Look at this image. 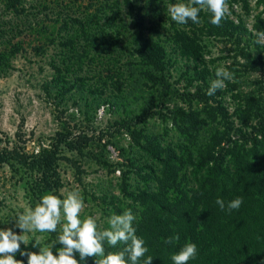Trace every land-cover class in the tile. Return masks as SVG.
<instances>
[{
  "label": "trees",
  "instance_id": "obj_1",
  "mask_svg": "<svg viewBox=\"0 0 264 264\" xmlns=\"http://www.w3.org/2000/svg\"><path fill=\"white\" fill-rule=\"evenodd\" d=\"M175 3L181 0H102L94 11L43 25L30 16L31 2L0 0V76L13 68L14 57L23 50L16 39L30 28L44 38L37 52H45L49 44L55 48L53 71L44 85L49 96L57 104L71 101L87 119L100 107L116 112V133L122 130L129 136L128 148L107 139L95 154L86 150L91 143L85 133L73 136L65 127L50 143L30 152L0 144V168L7 166L23 181L34 208L45 194L59 196V162L72 161L63 150L114 165L112 172H120L118 193L106 188L99 199L117 215L130 209L136 217L133 227L148 249L138 264L148 256L152 264H173L171 256L186 243L197 247L188 264H264V139H257L264 136V90L261 81L255 89L242 90L235 73L240 65L264 75V46L254 42L255 33L264 31V10L248 27L250 1L227 0L230 15L219 26L210 23L211 13L205 10L199 13L200 23L180 25L167 13ZM41 4L47 8L45 0ZM209 38L233 46L228 68L237 78L226 80L212 96L206 94L216 79V69L205 57ZM237 56L244 62L238 63ZM179 59L184 69L172 81ZM181 78L189 90L178 92V103L171 90ZM151 118L160 120V131L150 128ZM108 145L119 151L121 160L109 162ZM218 198L226 206L236 198L243 203L229 212L215 203ZM59 234V225L57 232L45 233L54 255L61 247H52ZM176 235L179 240L169 243ZM104 247L107 254L124 245L111 248L105 242ZM75 258L79 264H95L94 257L80 261L76 253ZM15 259L27 264L19 252Z\"/></svg>",
  "mask_w": 264,
  "mask_h": 264
},
{
  "label": "rangeland",
  "instance_id": "obj_2",
  "mask_svg": "<svg viewBox=\"0 0 264 264\" xmlns=\"http://www.w3.org/2000/svg\"><path fill=\"white\" fill-rule=\"evenodd\" d=\"M34 5L30 16L33 21H39L40 24L50 25L55 19H64V17H78L85 12L94 11L102 0H45L47 8L41 7L43 0H26ZM251 5L250 15L246 16L248 27L252 26L254 15L264 10V3L257 4L256 0H249ZM181 3H188V0H181ZM236 12H242L240 5H234ZM123 11V10H122ZM168 13V12H167ZM234 15V14H233ZM264 17V13H263ZM129 17L127 18V20ZM60 23V22H59ZM35 25V24H33ZM57 25H59L57 23ZM16 40L22 41L23 50L13 59V68L7 75L0 76V139L1 145H18L25 151L37 150L39 144H48L52 141L57 131L67 128L73 136L79 133H85L90 138L91 145L86 148L97 154L101 144L107 139H112L120 146L128 148L129 136L127 133L119 131L116 133L117 124L115 120L119 119L116 112H108L103 107L97 111V115L87 119L77 110L75 106L68 102V105L57 104L54 98H51L45 91V80L50 79L52 67L50 60L55 53L54 45L49 44L45 52L36 51V47L44 43V38L31 30L25 29ZM207 44L206 59L211 69L223 67L231 72L228 65L233 61L235 51L233 46L225 40L216 38L205 39ZM238 63L244 60L237 56ZM209 60H212L209 62ZM184 64V60L179 59L176 68L172 70L171 80L175 81L182 69L179 66ZM184 66V65H183ZM236 69L240 88L249 91L259 87V82L263 84L264 75L262 70H243L242 66L237 65ZM235 73L233 78L236 80ZM174 82L172 86L175 92V98L181 103L178 92L189 90L185 87L182 80ZM191 91L194 87L190 88ZM173 95L172 93H169ZM173 101V100H172ZM172 101L167 102V107L172 106ZM195 103V102H194ZM149 126L155 131L162 129L159 119L151 118ZM113 132V135L111 134ZM115 134V135H114ZM170 137L176 135L174 131L170 132ZM102 137V140H99ZM108 160L114 163L121 160L119 151L112 145L107 146ZM63 153L72 158V161L60 160L58 170L62 182L59 189L61 199L68 191L76 190L84 200L85 208L80 214L83 220L87 216L96 219L100 228H108L107 219L115 214L112 208H108L106 203L99 199V195L109 188L113 193H118L115 188L119 170L112 172L114 165L110 167L97 162L90 156L76 155L75 152L63 150ZM75 160L76 164L73 165ZM76 165H79L77 169ZM116 168V167H115ZM82 171V172H81ZM16 176H12L8 167L0 168V230L11 228L16 234H22L21 230L15 227V218L17 214L23 213L26 208H31L28 202V196L23 181H17ZM63 193V195H62ZM123 213V212H122ZM60 228V226H59ZM29 240L39 237L42 245L49 247L45 233L25 234ZM34 241H30L27 246L23 243L24 251L39 252L38 247H33Z\"/></svg>",
  "mask_w": 264,
  "mask_h": 264
},
{
  "label": "clouds",
  "instance_id": "obj_3",
  "mask_svg": "<svg viewBox=\"0 0 264 264\" xmlns=\"http://www.w3.org/2000/svg\"><path fill=\"white\" fill-rule=\"evenodd\" d=\"M205 10L211 13L210 23L219 26L221 21L230 15L227 0H188V3L169 4L167 12L172 21L184 25L191 21L200 23L199 13ZM255 43L264 46V31L255 33ZM216 79L212 80L207 95H215L218 89L225 86V81L232 80L233 74L223 67L215 71ZM264 139V136H257ZM63 195V193H62ZM221 210H238L243 203L236 198L225 205V201L217 199L215 202ZM85 208L84 200L76 190L68 191L63 199L54 194H45L34 208H26L23 213L17 214L15 227L22 234H16L11 228L0 230V264H24L15 259L17 252L27 257V264H79L75 254H79L80 261L88 257L95 258V264H138L148 249L143 239L138 238L133 227L135 216L132 211L126 210L122 214H113L107 219L108 228L98 230L96 219L87 216L83 220L80 214ZM60 226V234L56 237L52 247L61 245L54 255L50 247L41 244L39 237L29 240L28 233H54ZM179 240V236L169 238V243ZM34 241L33 247L39 252L22 251L21 243L25 246ZM105 242L111 248L123 244L121 251L106 254ZM197 255L194 243H186L178 253L171 256L173 264H188L190 259ZM153 258L148 256L143 264H152Z\"/></svg>",
  "mask_w": 264,
  "mask_h": 264
}]
</instances>
